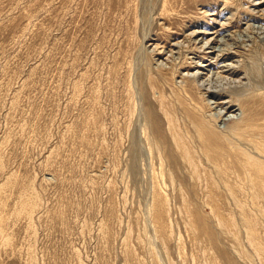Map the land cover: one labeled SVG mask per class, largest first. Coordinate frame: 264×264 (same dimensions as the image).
<instances>
[{
    "label": "rangeland",
    "instance_id": "374dc122",
    "mask_svg": "<svg viewBox=\"0 0 264 264\" xmlns=\"http://www.w3.org/2000/svg\"><path fill=\"white\" fill-rule=\"evenodd\" d=\"M263 32L264 0H0V264H264V121L247 156L198 147L184 168L153 155L131 101L196 72L242 120L236 97L264 92ZM209 39L235 77L212 74L229 58L194 59Z\"/></svg>",
    "mask_w": 264,
    "mask_h": 264
},
{
    "label": "bare ground",
    "instance_id": "6f19581e",
    "mask_svg": "<svg viewBox=\"0 0 264 264\" xmlns=\"http://www.w3.org/2000/svg\"><path fill=\"white\" fill-rule=\"evenodd\" d=\"M261 29L262 28H260V31H261ZM215 33L216 32H213L210 34H215ZM256 33H258V32H256ZM200 34L207 35V33H205V32L200 33ZM263 34H264V32H263ZM146 36H144L143 39ZM231 38H233V37H231ZM235 38H234V41H235ZM248 39H249V37H248ZM209 40L207 42L204 41V44L200 45L199 48L197 47V49H199L198 52H196L197 51L196 48L194 49V51L196 50L195 51L196 53L192 54L194 59L200 58L201 60L202 59L207 60L213 54L215 55L214 58H216L215 62L229 58V59H231L230 64H228V63L222 64L219 67L220 72H212V74L214 73L213 75L216 74L218 76V73H221V74H225L226 76L235 77L237 75V73L240 71V69L238 67L242 66L240 64L237 65L238 67L233 66V63H234L233 58L235 57V52L233 53L232 49H228V47H227V50L223 49V48L218 49L216 47H213V46H211V44L217 40L212 39V40H210L211 42H209ZM220 40L221 39H219L218 41H220ZM220 42H222V41H220ZM246 42H245V44H246ZM261 44H262V42H261ZM175 46H176V44H175ZM221 46H222V44H221ZM235 46H236V44H235ZM178 47H180V46L178 45ZM191 47H192V45H191ZM233 47H234V45H233ZM244 47H242V48H244ZM186 51H188V50L186 49ZM190 51H192V49ZM145 53L146 52H144V55H146V56H148V55L152 56V54H145ZM149 53H151V52H149ZM181 53H182V50H181ZM188 53L189 52H187V54ZM238 53H239V51H238ZM156 55H159V54H156ZM178 55H181V54H178ZM149 58H150V56H149ZM170 58L172 59V57H170ZM189 58H191V57H189ZM150 59H152V57ZM181 60L182 59L180 58L179 61H181ZM175 64H176V62H175ZM184 64H185V62H184ZM237 64H238V62H237ZM177 65H178V62H177ZM189 65L190 64H188V66ZM211 65H213V64H210L208 62L206 66H211ZM195 66H199L202 68L204 67V66H201L199 63H196ZM137 67H138V65L136 64V68ZM143 67L144 68L142 69V71L136 72L137 82L141 79L142 76H144V74L149 73V75H150L151 73H153V69L148 68L149 67L148 66V60L145 62ZM178 68L180 69V67H178ZM162 69L163 68L161 67V70ZM161 70H156V71L161 72ZM175 73H176V71H175ZM196 74L197 73L195 72L192 76V80L197 83V84H195L196 86L190 87V89L189 88L187 89L185 87V85H183L181 83L178 86L171 85V87H169V88H171V89H169V90H171V93L168 96V98L166 97L167 95L165 96V91L167 90V88L165 86L168 87V85L167 84L165 85L162 83H161L162 85H160V82L162 80L161 78H158V79L156 78V80H153V81H150V80H148V81L143 80L145 82L141 81V85H142L143 89L142 90L140 89V91L137 90V87L135 89L133 87L132 93L130 92L131 93V101L133 102V106L135 105L137 107L138 102H136V101L141 100V103L139 106L143 107V105H144L145 109H146V112H144L143 116H141V117H143L144 120L143 119L142 120L145 123L144 126H143V123L141 124L143 126L141 132H142V134H144L146 140L148 141L149 148L151 150H153V155H155L154 148L155 147L157 148V155H158V158L160 159V162H161V160H163L162 155H161L162 150H165L172 157V163L177 164L176 166H179V167L184 166V168H185V166L188 168L193 167V159L197 158L196 155L198 156L199 154H200V157L203 156V153L208 154V156L215 157V160L227 159L228 157H230L232 162H236V160H238V159H237L236 155H234L233 151H235L236 149H239V153H241L240 150L242 152H244L243 149L247 151L250 148H252V149L254 148L251 145L252 143L251 142L249 143V141L247 139L249 138L248 136H250V135L253 136L255 134L252 130L253 124L256 122L255 125L258 127L259 126L257 124L258 121H264V92L261 91L262 92V93L260 92L261 94H257L255 96L253 95L252 97H247V96L245 97L243 95L244 98H238V96H237L235 103L237 102L240 109L244 112L243 116H244L247 124L243 123L245 121L242 122V120L244 119L243 117H242L243 118L242 120L236 119L234 121L233 120L229 121V120H227L228 118H225V117L228 113L232 112V109L234 108L232 103H234V102H231L228 100L225 101L224 99H222L223 93H226V92H224L226 90H224L222 93L221 87H220V90H218L217 86H215V85L210 86V84H208V83L205 84L203 82L204 80L201 81L202 79H199V77H198L199 74L198 75H196ZM224 76L222 77L223 80L225 78ZM157 77H159V76H157ZM197 77H198V79H197ZM188 78L184 79V82H185V80H188ZM190 78H191V76H190ZM245 79H246V77H245ZM210 80H212V79H210ZM162 81L165 83V80H162ZM181 81H183V80H181ZM186 82L184 84H186ZM208 82H209V80H208ZM138 83H140V81ZM263 83H264V81H263ZM174 84H176V83H174ZM234 86H233L232 90H234V88H235ZM262 89L264 90V86L262 87ZM150 92L153 93L152 94L153 101L149 100V99H151L149 97ZM227 93L225 95H227ZM231 97L232 96L230 95V98ZM234 99H235V96H234ZM234 99H232V100H234ZM237 103L235 105H237ZM130 106H132V105H130ZM135 106H134V108H135ZM140 107H139V109H140ZM134 108L131 109V114H133V112L135 113L136 109H134ZM235 108H237V107H235ZM211 110H212V112L215 110H218V111L214 112L215 114L212 115V112L210 114ZM246 112H247V114H246ZM232 113H234V111ZM135 114H133V115H135ZM232 115H234V114H232ZM229 117L234 119V116H229ZM235 118H237V117H235ZM220 122L221 123L223 122L224 124L229 122V124L225 125V128L223 129V128L219 127ZM242 125H244L245 127ZM222 127H224V126H222ZM261 133H262V136L260 138L264 139L263 138L264 137V131H262ZM261 142H264V141H261ZM257 146H259V145H257ZM257 146H255L256 149H257ZM198 147L201 149H199ZM195 148H197V150L193 151ZM198 149L201 150L203 153L201 151H199ZM253 150H255V149H253ZM255 152L257 153L258 151H255ZM163 154H164V151H163ZM242 155L247 156L246 152H244V154H242ZM239 157H241V155ZM153 158L155 159V157H153ZM233 160H235V161H233ZM248 160L251 161V158H248ZM162 162H164V161H162ZM160 164H162V163H160Z\"/></svg>",
    "mask_w": 264,
    "mask_h": 264
}]
</instances>
